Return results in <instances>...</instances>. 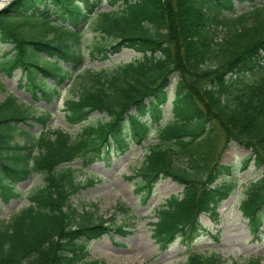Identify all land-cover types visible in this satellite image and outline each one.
<instances>
[{"label": "trees", "instance_id": "trees-1", "mask_svg": "<svg viewBox=\"0 0 264 264\" xmlns=\"http://www.w3.org/2000/svg\"><path fill=\"white\" fill-rule=\"evenodd\" d=\"M105 1L15 0L0 12V50L10 46L0 51V71L19 70L18 85L32 100L51 103L62 87L78 85L64 106L71 124L82 123L74 136L52 128L51 111L36 112L16 92L0 103V199L22 197L17 185L33 173L43 178L27 206L0 218V264H107L91 258L89 242L106 234L126 237L130 224L76 205L73 196L97 180L78 181L85 166L73 163L108 161L114 149L147 142L166 116L172 86V118L159 130L161 142L149 147L130 177L144 201L162 180L184 186L154 210L152 235L161 247L178 238L190 245L206 230L202 214L219 218L237 185L230 178L234 166L220 162L232 142L250 151L241 159L244 169L264 170L263 0H251L240 13L236 0H108L112 8L103 10ZM92 21L104 39H114L97 45L98 53L132 49L140 56L112 71L83 68L82 28ZM94 111L107 119L88 122ZM30 120L41 124L38 134ZM240 209L253 236L263 239L264 171ZM117 210L132 213L125 204ZM179 264L226 261L216 252L190 251ZM245 264L264 259L254 256Z\"/></svg>", "mask_w": 264, "mask_h": 264}, {"label": "rangeland", "instance_id": "rangeland-1", "mask_svg": "<svg viewBox=\"0 0 264 264\" xmlns=\"http://www.w3.org/2000/svg\"><path fill=\"white\" fill-rule=\"evenodd\" d=\"M261 0H256L259 2ZM264 2V0H263ZM251 0H236L237 13L251 6ZM101 9L110 10L108 0L102 3ZM96 20V18H95ZM95 22H90L83 26V51L85 61L83 68L94 70L106 69L112 71L118 65L134 60L140 56L132 49H124L122 52L104 57L98 53L95 47L100 44H108L114 41L113 38H103V33L95 29ZM10 46H3L1 52L8 51ZM21 75L19 70L8 75L0 71V79L3 87L0 88V103L5 100L10 92H16L20 96L23 104L32 103L36 107V112L49 110L52 113L50 125L52 128H60L64 131L77 135L81 131V124H71L65 113L64 101L68 96H76L80 87L71 84L61 88V95L49 103L44 99L32 100L30 94L18 85ZM71 83V81H70ZM176 80L173 79V84ZM175 88L169 90V100L165 106L166 116L164 120L155 125L150 132L147 142L138 144L132 141L129 148L120 152L114 149L110 160L97 159L88 165L83 160H77L74 166H85L83 172L78 174L77 180L84 183L88 178L94 177L97 181L85 189L80 190L73 196V200L78 206L86 205L92 210H96L98 216L115 217L118 224L129 223L127 230L130 233L126 237L118 234L103 235L92 240L88 244L91 258L105 261L107 264H179L185 262L190 251L210 254L216 252L226 261V264H245L251 257L262 256L264 259V233L263 239H257L250 230L249 221L241 212L240 206L247 196L251 184L257 182L263 169L254 166L244 169L241 159L248 156L250 151L232 142L222 154L220 162L226 165H233V177L237 185L228 199L223 201L218 212L219 218L214 220L208 214H202L200 220L206 230L195 240L188 244L180 238L172 244L161 247L152 235L151 222L155 221L154 210L164 204L165 199L171 194H181L184 186L172 179H165L157 183L150 197L144 201L142 192L136 189V179H131L135 171L142 165L149 147L161 142L159 130L172 118V101L174 99ZM107 119L104 113L94 111L89 116L88 122H97ZM29 127L33 134L41 131V124L34 120L29 121ZM17 140L22 141L21 136ZM116 148V147H115ZM219 179L218 182H221ZM43 184L40 174L33 173L26 181L17 185L24 194L20 198L11 199L9 203H4L0 199V218L8 220L14 213L20 211L29 204L28 194ZM125 204L132 209L128 215L121 214L117 208Z\"/></svg>", "mask_w": 264, "mask_h": 264}, {"label": "water", "instance_id": "water-1", "mask_svg": "<svg viewBox=\"0 0 264 264\" xmlns=\"http://www.w3.org/2000/svg\"><path fill=\"white\" fill-rule=\"evenodd\" d=\"M2 5H0V12L3 11L7 6H9L15 0H0Z\"/></svg>", "mask_w": 264, "mask_h": 264}, {"label": "bare ground", "instance_id": "bare-ground-1", "mask_svg": "<svg viewBox=\"0 0 264 264\" xmlns=\"http://www.w3.org/2000/svg\"><path fill=\"white\" fill-rule=\"evenodd\" d=\"M0 5H2V2L0 1Z\"/></svg>", "mask_w": 264, "mask_h": 264}]
</instances>
